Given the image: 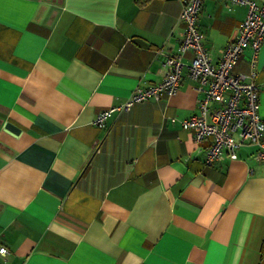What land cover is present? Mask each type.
Masks as SVG:
<instances>
[{"label":"crops","instance_id":"crops-1","mask_svg":"<svg viewBox=\"0 0 264 264\" xmlns=\"http://www.w3.org/2000/svg\"><path fill=\"white\" fill-rule=\"evenodd\" d=\"M181 6L0 0L3 264H264V162L241 146L236 159L204 163L179 123L201 96L186 67L174 94L93 123L165 77ZM245 15L203 1L197 24L213 61ZM252 62L264 119V43L255 57L246 47L233 73Z\"/></svg>","mask_w":264,"mask_h":264},{"label":"built area","instance_id":"built-area-1","mask_svg":"<svg viewBox=\"0 0 264 264\" xmlns=\"http://www.w3.org/2000/svg\"><path fill=\"white\" fill-rule=\"evenodd\" d=\"M203 1L181 0L178 20L183 24V34L174 53L165 60V77L159 82L137 86L123 104L98 112L93 123L102 127L113 110H128L134 103L158 101L174 94L181 81L182 69L186 67L188 75L198 83L201 96L197 101L198 113L179 123L192 133L197 145L204 146V163L213 165L226 158L236 159L241 146H253L251 158L264 162V119L258 111L259 86L255 81V66L252 62L248 74L233 73L246 47L252 48L255 57L264 43V1L222 0L228 9L234 5L246 6V15L237 24L235 36L222 48L217 62L204 47V33L197 24ZM186 52L192 54L189 62L183 60ZM8 253V248L0 241V264Z\"/></svg>","mask_w":264,"mask_h":264},{"label":"trees","instance_id":"trees-1","mask_svg":"<svg viewBox=\"0 0 264 264\" xmlns=\"http://www.w3.org/2000/svg\"><path fill=\"white\" fill-rule=\"evenodd\" d=\"M141 1H144V0H141Z\"/></svg>","mask_w":264,"mask_h":264}]
</instances>
